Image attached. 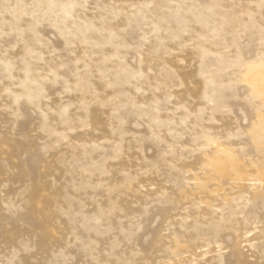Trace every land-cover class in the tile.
<instances>
[{
  "label": "rangeland",
  "instance_id": "obj_1",
  "mask_svg": "<svg viewBox=\"0 0 264 264\" xmlns=\"http://www.w3.org/2000/svg\"><path fill=\"white\" fill-rule=\"evenodd\" d=\"M0 264H264V0H0Z\"/></svg>",
  "mask_w": 264,
  "mask_h": 264
}]
</instances>
